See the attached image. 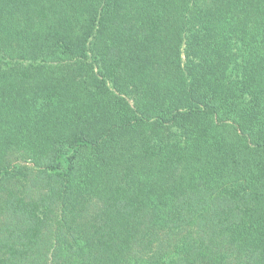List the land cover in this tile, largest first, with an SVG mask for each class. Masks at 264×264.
<instances>
[{"label":"trees","instance_id":"trees-1","mask_svg":"<svg viewBox=\"0 0 264 264\" xmlns=\"http://www.w3.org/2000/svg\"><path fill=\"white\" fill-rule=\"evenodd\" d=\"M0 264H264V0H0Z\"/></svg>","mask_w":264,"mask_h":264}]
</instances>
